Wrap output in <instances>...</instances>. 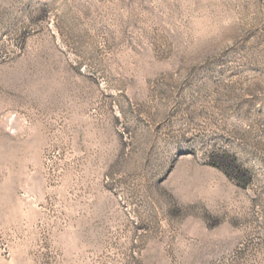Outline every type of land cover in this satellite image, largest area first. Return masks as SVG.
<instances>
[{
	"label": "rangeland",
	"instance_id": "374dc122",
	"mask_svg": "<svg viewBox=\"0 0 264 264\" xmlns=\"http://www.w3.org/2000/svg\"><path fill=\"white\" fill-rule=\"evenodd\" d=\"M0 264H264V0H0Z\"/></svg>",
	"mask_w": 264,
	"mask_h": 264
}]
</instances>
